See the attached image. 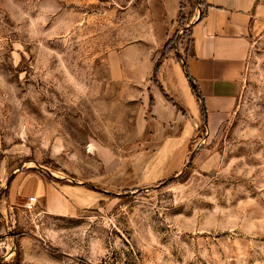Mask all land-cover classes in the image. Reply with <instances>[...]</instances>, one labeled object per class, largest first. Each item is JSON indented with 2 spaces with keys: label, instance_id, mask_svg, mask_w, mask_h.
I'll use <instances>...</instances> for the list:
<instances>
[{
  "label": "rangeland",
  "instance_id": "1",
  "mask_svg": "<svg viewBox=\"0 0 264 264\" xmlns=\"http://www.w3.org/2000/svg\"><path fill=\"white\" fill-rule=\"evenodd\" d=\"M157 22L159 0H0V264H264V39L228 119L191 135L156 116ZM19 172L83 206L10 202Z\"/></svg>",
  "mask_w": 264,
  "mask_h": 264
},
{
  "label": "crops",
  "instance_id": "2",
  "mask_svg": "<svg viewBox=\"0 0 264 264\" xmlns=\"http://www.w3.org/2000/svg\"><path fill=\"white\" fill-rule=\"evenodd\" d=\"M198 2L195 16L193 14L186 25L187 40L179 42L178 49L167 54L157 75L158 86L152 85L149 90L155 100L159 124L165 121L175 128L181 120H190L191 135L202 124L203 118L208 131L228 119L237 103L240 79L252 46L257 40L264 39V0ZM180 3L181 0H159V57L178 29ZM127 48L124 51H128ZM157 59L150 61L151 75ZM165 94L179 108L168 102ZM64 188L54 185L40 173L19 172L9 183L8 197L11 202L19 197L35 196L50 214L81 208L83 200L78 198L82 192Z\"/></svg>",
  "mask_w": 264,
  "mask_h": 264
},
{
  "label": "trees",
  "instance_id": "3",
  "mask_svg": "<svg viewBox=\"0 0 264 264\" xmlns=\"http://www.w3.org/2000/svg\"><path fill=\"white\" fill-rule=\"evenodd\" d=\"M195 2L199 3L198 0H194ZM170 51L166 50L165 48V51L160 55V57L157 59V61L155 62L154 64V67H153V72H152V77H153V82H155V84L158 86V80H157V75L159 73V68L160 66L162 65L163 61L166 59V56L167 54L169 53ZM179 57V56H177ZM183 69L186 71V68H185V63H183ZM192 90L193 92H195L196 94V89L194 87H192ZM165 97L166 99L168 100V102H170L174 107H177L179 108V106L170 98L168 97L166 94H165ZM153 100L151 99V102ZM182 111V110H181ZM183 112V111H182ZM206 124V121L205 119L203 118L202 119V125L201 126H205ZM202 128V127H201Z\"/></svg>",
  "mask_w": 264,
  "mask_h": 264
},
{
  "label": "built area",
  "instance_id": "4",
  "mask_svg": "<svg viewBox=\"0 0 264 264\" xmlns=\"http://www.w3.org/2000/svg\"><path fill=\"white\" fill-rule=\"evenodd\" d=\"M35 202H36V198L35 197H29L28 201L26 203V207H31Z\"/></svg>",
  "mask_w": 264,
  "mask_h": 264
}]
</instances>
